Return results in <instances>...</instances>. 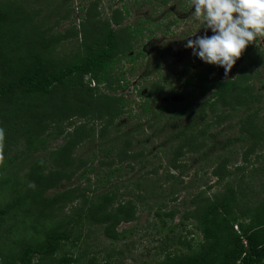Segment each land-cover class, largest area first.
<instances>
[{"label": "trees", "instance_id": "16d2710c", "mask_svg": "<svg viewBox=\"0 0 264 264\" xmlns=\"http://www.w3.org/2000/svg\"><path fill=\"white\" fill-rule=\"evenodd\" d=\"M97 7L98 0L79 7L82 20L69 31L78 37V48L72 60L64 62L52 57L58 40L42 27V20L34 21L29 11L13 3L0 2V127L6 133L5 161L11 165L17 159L23 150L16 149L21 142L25 148L36 151L47 138L63 136L62 142L47 152L48 163L40 159L30 163V170L25 172V187H18L14 179L6 184L5 197L0 201V235L7 216L22 208L26 224L23 228L26 230L28 226L33 235L10 240L7 244L0 241V264H72L77 260L73 256L56 257L55 253L81 224L100 225L106 237L115 238V226L135 218L131 201L118 200L113 186H104L119 169H111V164L135 161L143 154L133 139L140 125L121 130L115 121L129 104L121 93H116L126 82L115 67L121 59L133 63L142 55L134 45L149 27H144V20L121 25L128 15L125 0L111 8L107 18L100 17ZM173 21H166L164 29ZM207 35H212L211 30ZM58 36L63 39L64 34L58 33ZM263 54L260 46H248L235 64L234 76L225 78L218 76V66L206 64L192 55L191 65L195 68L190 72L191 77L185 78L190 89L184 97L153 108L143 105L145 112L150 113L151 122L146 126L151 128L156 122H167V117L181 119L198 99L189 119L183 120L182 125L175 121V127L166 137L175 143L171 145L170 167H177V158L182 153L202 148L204 139L208 138V128L228 120L232 117L230 111L238 108H243L244 112L236 121L239 124L237 140L249 142L248 153L260 145L264 139V128L259 124L261 96L254 89L253 78L259 64H263ZM149 86L152 89L148 94L152 99L165 91L157 80ZM148 100L149 97L146 102ZM95 140H98L97 154L107 157L100 160L101 165L109 166L105 181L97 177L92 184L94 189L89 188V183L80 187L74 181V185H70L71 178L84 163L75 155L76 147ZM225 166L226 158L221 156L211 167L212 175L216 179L223 176ZM90 169L91 165L77 179L88 181L86 173ZM62 185L52 196L45 195L46 191ZM139 186V182L135 183V187ZM87 190L92 191L91 194H86ZM235 192V188L229 186L211 199H204L200 193L195 195L197 201L194 199L193 209L185 216L197 224L201 234L198 248L184 255H165L157 264H264V197L247 207L250 213L246 223L238 220L234 223L229 215L235 206ZM74 201L76 206L69 215L61 214V219L48 223L53 214L59 217L63 206ZM240 214L245 215L243 210ZM241 237L245 238V245Z\"/></svg>", "mask_w": 264, "mask_h": 264}, {"label": "rangeland", "instance_id": "374dc122", "mask_svg": "<svg viewBox=\"0 0 264 264\" xmlns=\"http://www.w3.org/2000/svg\"><path fill=\"white\" fill-rule=\"evenodd\" d=\"M1 1H8L29 11L34 21H43L42 27L58 40L52 53L55 61L72 60L71 57L78 48V37L69 33L70 27H77L82 20L79 7L93 0ZM123 1L98 0L97 11L100 17H109L110 9L118 7ZM125 3L128 15L121 25H133L144 20V27L149 29L143 30L134 45L142 51V55L133 63L121 59L115 67L116 73L124 76L123 81L126 82L116 93H121L129 103L115 121L121 130L141 126L139 131H134L133 139L136 141V148L142 149L143 154L135 161L111 164V169H119L104 187L113 186L118 200H130L135 210V218L116 225L115 238L106 237L100 225L81 224L69 240L60 244L55 253L56 257L61 254L73 256L77 260L72 264H157L165 255L188 254L195 251L201 241L195 220L185 216L194 207V199H197L195 195L200 193L204 199H211L214 194L224 193L227 187L233 186L236 191L235 206L229 218L231 222L238 220L237 222L243 223H246L247 214L250 213L246 210L247 207L253 206L264 197V139L250 153L246 152L249 142L237 140L239 124L236 121L244 112L243 108L230 111L232 117L221 124L211 125L206 134L208 138L204 139V146L196 152L182 153L177 158V167H170L171 145L175 143L166 137L175 127V121L182 125L183 120L189 119L196 109L198 99L183 113L181 119H170L166 115L167 122H156L151 128L146 126L151 122L150 113L145 112L143 105L153 108L170 101H180L184 97L190 89L185 78L191 77L190 72L195 68V65H191L194 60L192 49L185 48L184 45L186 39L195 38L193 34H203L204 25L192 16L194 7L191 10L187 0H125ZM65 13L66 17L62 18ZM172 19L173 23L165 30V22ZM58 33L64 34L63 39ZM260 47L264 51V44ZM187 67L190 69L188 72ZM234 70L235 65L227 76L222 67L216 71L220 78H225L233 77ZM83 79L87 81V77ZM154 80L159 81L165 91L158 98L152 99L148 92L152 89L149 83ZM253 80L254 89L261 96L259 124L264 128V57L263 64L257 67ZM147 97L149 100L146 102ZM62 138V135L49 137L43 147L36 151L25 148L22 142L17 146L16 149H23L17 159L11 165L5 161L4 165L0 166V201L5 197L6 184L11 180L14 179L18 187H25V172L30 170V163L39 159L47 161V152L58 146ZM107 138H110V135ZM228 139L232 142L227 141ZM97 143L98 140L82 142L76 147L75 155L84 163L76 171V176L71 178L70 185L73 186L74 181L80 187L89 183V188L94 189L92 184L96 183L97 177L101 176L105 181L104 175L109 166L100 164V160L107 157L97 154ZM103 151L105 152V148ZM221 156L226 158V173L216 179L211 173V167L219 162ZM90 165L91 169L86 173L88 181L81 177L77 179ZM138 182L141 186L135 187ZM62 187L63 185L50 189L45 195L52 196ZM91 192L85 191L88 195ZM144 196L145 198H142ZM75 203L77 202L64 205L59 217L53 214L48 223L61 219V214L69 215L76 206ZM22 210L23 208L7 216L4 229L2 228L3 234L0 235L1 242L7 244L10 240L33 235L28 226H25L26 230L23 228L25 216ZM240 210H243L245 215H241Z\"/></svg>", "mask_w": 264, "mask_h": 264}, {"label": "clouds", "instance_id": "9594fccd", "mask_svg": "<svg viewBox=\"0 0 264 264\" xmlns=\"http://www.w3.org/2000/svg\"><path fill=\"white\" fill-rule=\"evenodd\" d=\"M192 16L204 25V35L186 39L185 48L209 65L231 71L248 46L264 44V0H187ZM211 30L212 35H207ZM6 133L0 127V166L5 163Z\"/></svg>", "mask_w": 264, "mask_h": 264}, {"label": "built area", "instance_id": "2783aa9c", "mask_svg": "<svg viewBox=\"0 0 264 264\" xmlns=\"http://www.w3.org/2000/svg\"><path fill=\"white\" fill-rule=\"evenodd\" d=\"M233 228L238 232V230H237V226H236V225H233ZM241 243H242L243 245L246 244V240H245L244 237H241Z\"/></svg>", "mask_w": 264, "mask_h": 264}]
</instances>
